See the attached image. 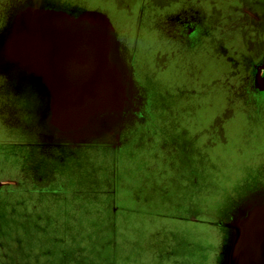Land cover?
<instances>
[{
  "label": "rangeland",
  "instance_id": "obj_1",
  "mask_svg": "<svg viewBox=\"0 0 264 264\" xmlns=\"http://www.w3.org/2000/svg\"><path fill=\"white\" fill-rule=\"evenodd\" d=\"M43 1L0 0V36L28 2L60 10ZM76 1L103 14L117 39L114 56L118 52L129 86L119 88V103L127 107L121 145L151 150L155 124L162 140L184 141L175 138L181 128L199 141L196 193L166 196L182 198L179 206L160 205L156 197V205L140 211L127 206L132 197L125 204L99 194L110 186L93 171L114 155L88 146L95 138L76 148L29 146V122L33 134L38 127L49 139L43 108L33 91L14 84L0 57V264H227L237 243L226 230L232 214L264 196V95L252 89L264 65V0ZM88 112L95 123L122 117L101 101H88L82 121ZM80 169L85 185L64 182L62 173ZM171 177L145 174L142 194L153 198L161 179Z\"/></svg>",
  "mask_w": 264,
  "mask_h": 264
},
{
  "label": "water",
  "instance_id": "obj_2",
  "mask_svg": "<svg viewBox=\"0 0 264 264\" xmlns=\"http://www.w3.org/2000/svg\"><path fill=\"white\" fill-rule=\"evenodd\" d=\"M29 2L14 12L0 36V57L10 66L5 73L23 92L36 94L50 127L62 133L77 131L84 125L80 121L88 97H95L108 82L104 76L119 59L118 52L114 56L116 36L103 14L46 9ZM257 71L255 86L264 91V65ZM115 73L114 81L120 75ZM85 119H92V114ZM249 210L246 231L261 254L252 264H264V199Z\"/></svg>",
  "mask_w": 264,
  "mask_h": 264
},
{
  "label": "crops",
  "instance_id": "obj_3",
  "mask_svg": "<svg viewBox=\"0 0 264 264\" xmlns=\"http://www.w3.org/2000/svg\"><path fill=\"white\" fill-rule=\"evenodd\" d=\"M48 1L49 3L54 4L56 7L60 8L61 10L67 12H88L84 10L85 4H83L82 2H77L76 0L75 2H72L71 0ZM123 86L126 85L123 84ZM252 86L254 87V89L256 88L255 90H258L259 94H264V91H260L257 87H255L253 85V82ZM128 87L129 86H126V88ZM107 107L112 111L115 116L121 114L122 117H115L118 119L117 121L113 117L106 118L99 123H95L93 119H85L82 128L81 126H79V129L77 131L69 130V134H71L70 136H63V134H66L68 131H66L65 133L57 131L56 129L49 126L47 119L43 118L44 130L49 135L48 141H55L57 143L56 147L70 146L72 148H76L77 146L81 145V143H88L90 139L95 138L96 140L94 142L97 143H88V146L96 145L97 150L102 148L101 151H104L105 154H107V151H111L113 153L114 160H108V158H106L103 163V166L98 164V170L93 171V175L97 174L100 181H103L102 176H105V182L107 184L106 186H110L107 190H103L102 192H100V195L105 192H109L112 194V199L114 196L115 201H117L118 203L122 202L125 204H127L129 198L132 197L133 201L127 206L137 204L139 205L138 210L140 211L141 208L145 205H156V201L151 204V201L156 197L158 198V200L160 199V197H162V202L160 203V205H184V201L182 198H180L177 202H173L167 200L166 196L174 193H177L180 196L185 193L188 194L189 192H191L192 194L196 193V191L194 192L192 187V174L194 172H200L198 171L199 169L201 170V166L194 167V163H196L197 161L200 162L199 160L194 159V155L196 154V142L198 144L199 141L197 140L196 142H193V139L189 140L187 137V133L185 132V135L184 131L180 130L181 128H179V131L176 133L175 138L176 140H181L182 138H184V141L182 140L172 142L168 139L162 140V136L156 135L157 132L160 133V124H153L155 129V135H153L154 139L150 144L152 145L151 150H146L145 148L143 150L141 148L136 149V147L133 148L129 144H127L126 146H122L121 138H118V132H120L121 128L123 127L121 122L125 118L123 114L127 107L121 105L120 103L118 107H116V105L115 107H110L107 105ZM25 116L29 117L27 114H25ZM153 121L161 122L162 119L154 118ZM82 122L83 121L81 120L80 123ZM185 129L186 131H190L192 129V125H189L188 128ZM102 130L104 131L103 133L99 134L98 136H94L96 133ZM32 131L33 130L31 128V123L29 122V124L24 129V136L28 134H33ZM127 142H129V140ZM29 146H32L31 143L29 144ZM160 154L164 155V160H160ZM97 158H99L98 154L96 155V158L93 161L94 163H96ZM123 165H126L127 168H123ZM144 167H147L145 169V172ZM187 171L189 172L187 173ZM81 172V169L73 173L64 172L61 174V176L66 184L72 187H78V185H85V180L80 177ZM109 172L111 173V175H109L108 177L110 182H108L106 177ZM144 173L151 178H156L157 180H160L161 176L165 173H170L172 177L169 179H161V188L158 189V194L153 195V198H145V195H143L142 193L144 190H146V188L141 180L142 177H145ZM65 177L67 180H65ZM120 181H124V185H120ZM15 188L20 187L16 186ZM15 192H17V190ZM71 193L75 194L73 190H71ZM49 197H53V195H50V192L48 198ZM262 199H264V196L257 197L247 202L245 205H254L260 202ZM42 203L44 206H46L44 200H42Z\"/></svg>",
  "mask_w": 264,
  "mask_h": 264
},
{
  "label": "flooded vegetation",
  "instance_id": "obj_4",
  "mask_svg": "<svg viewBox=\"0 0 264 264\" xmlns=\"http://www.w3.org/2000/svg\"><path fill=\"white\" fill-rule=\"evenodd\" d=\"M187 25V23H186ZM114 66L110 64L109 70L104 76V81L108 80V82H104L100 88L96 90L95 97H88V101H96V102H103L104 104L110 106V107H118L120 99L122 98V92L119 90L122 86L120 83L127 84L126 83V73L124 71L123 66L121 65L122 62L120 60H114ZM127 70V69H126ZM116 71H119L120 77L117 80H113L112 76H116ZM129 71V70H127ZM130 72V71H129ZM258 74V71L255 73V77ZM263 72L260 73L262 75ZM254 77V79H255ZM1 79V77H0ZM253 79V85L255 86V82ZM256 87V86H255ZM117 88V90H116ZM129 88V87H128ZM252 89L257 93L258 90H255L252 86ZM264 95V94H259ZM29 116V118L32 116L30 106L27 104L26 112ZM52 118H55L54 114H51ZM49 123V121L47 120ZM54 122H52L53 124ZM31 124V128H32ZM35 134H30L28 137L30 138L31 145H38L41 146H53L56 147L57 143L55 141H48L44 140V138H41L43 133L39 130V128H36ZM64 131H68L66 134H63V136H70L71 134L69 129H64ZM74 132V131H73ZM251 204L245 205L232 214V218L227 224L226 230H229V233L231 235L230 241L233 242L235 239L237 240L236 243V251H233L231 255H233L231 258H229V261L227 264H252L256 260L260 258V252L258 250V247L256 243L253 241L251 235L246 231L247 225L245 224V221L247 220V215L250 212ZM222 241V240H221Z\"/></svg>",
  "mask_w": 264,
  "mask_h": 264
}]
</instances>
